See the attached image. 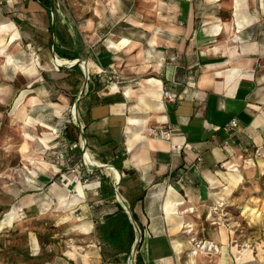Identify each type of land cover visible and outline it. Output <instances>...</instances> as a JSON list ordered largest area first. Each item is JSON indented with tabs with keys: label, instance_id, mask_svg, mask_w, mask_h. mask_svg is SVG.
I'll return each mask as SVG.
<instances>
[{
	"label": "crops",
	"instance_id": "obj_1",
	"mask_svg": "<svg viewBox=\"0 0 264 264\" xmlns=\"http://www.w3.org/2000/svg\"><path fill=\"white\" fill-rule=\"evenodd\" d=\"M92 6V18L79 22L54 1L47 9L39 0H0V18L32 31L26 32L31 46L40 40L55 55L88 59L121 76L87 83L76 102L81 130L72 129L79 130L80 150L71 159L84 174L80 156L87 150L120 169L118 184L99 166L87 183L61 175L37 193L41 213L59 218L75 210L81 221L80 252L60 250L55 264L73 258L126 264L125 251L130 255L136 247V264H264V194L242 198L219 225L206 217L221 197L225 203L231 198L228 165H237L241 184L264 171L263 13H254L250 0L221 2L217 15L211 0H98ZM65 71L84 76L77 68ZM185 86L189 96L182 102L163 100L162 88L179 93ZM232 118L237 122L228 131ZM169 126L170 140L147 134ZM67 140L77 147L78 141ZM172 144L181 146L179 154ZM241 184L231 185L233 193ZM32 200L21 201L22 207ZM187 222L198 240L218 251L192 255Z\"/></svg>",
	"mask_w": 264,
	"mask_h": 264
},
{
	"label": "rangeland",
	"instance_id": "obj_2",
	"mask_svg": "<svg viewBox=\"0 0 264 264\" xmlns=\"http://www.w3.org/2000/svg\"><path fill=\"white\" fill-rule=\"evenodd\" d=\"M97 1L54 0V5L62 7L64 12L73 17L78 15L79 22H85V19L92 18V9L96 6L92 5ZM99 1L106 3L109 0ZM230 1L211 0L215 9L211 12L219 14L220 8L217 6ZM250 2L256 4L257 10L253 12L263 13L264 16V0ZM95 12L98 13L97 10ZM16 27L20 38L8 47V51L20 71L14 65L7 64L6 58L0 57V264H55L60 250L80 252L78 245L85 237L80 236L81 229H73V225L81 221L74 217L75 210L68 215L62 213L59 218L41 213L39 209H42V205L37 204V193L40 190L48 191L49 185L61 175H69L73 181L77 179L87 183L83 181L84 174L71 164V159L80 150L79 136L75 148V144L67 140L65 132L68 125L80 126L79 115L78 120H75L71 109L86 90L85 76L79 77L65 71L71 69L70 64L56 66L52 50L43 48L40 40L35 42L34 47L31 46L26 32L32 31ZM37 35L40 34L37 32ZM25 90L27 94L21 107L12 112L14 101ZM80 158L83 164V155ZM67 160L70 163L68 166ZM54 171H58V174L55 175ZM245 179L244 184L234 191L222 208L226 213L235 209L242 198L264 194V171H253ZM250 180L255 182L254 186H251ZM75 182L73 186L77 185ZM73 186L71 188L75 190ZM73 190L71 193H74ZM24 199H33V204L23 208L21 201ZM12 206H15L18 218L10 226L2 227L1 221ZM53 234H56L55 240H52L57 247L55 250L49 248L51 239L48 236ZM32 236L38 240L39 251L33 250ZM73 261L69 264H73ZM76 263L81 264L77 260Z\"/></svg>",
	"mask_w": 264,
	"mask_h": 264
},
{
	"label": "built area",
	"instance_id": "obj_3",
	"mask_svg": "<svg viewBox=\"0 0 264 264\" xmlns=\"http://www.w3.org/2000/svg\"><path fill=\"white\" fill-rule=\"evenodd\" d=\"M55 55V54H54ZM57 56L55 55L54 58ZM82 61V60H81ZM85 61V60H84ZM82 65V64H81ZM62 66V65H58ZM69 67H72V64L70 63ZM83 72V71H82ZM87 82L90 81L91 78L96 77L97 79L101 80L103 83H109L111 81H119L121 79V76L119 73H116L111 68H104L101 65L95 63V69L90 70L86 73ZM162 98L165 102L170 103H180L184 99L188 98L189 96V89L187 86L183 87V89L177 93L176 91H172L171 89L162 88L161 90ZM237 119L232 118L231 121L226 126L228 131H233L235 125H236ZM147 134L150 136H157L166 140H170L172 138V127H151L147 129ZM171 151L173 154H179L181 151V146L179 144H172L171 145ZM260 152L259 148L255 149V153ZM83 165L85 166V172H84V182H88L89 177H91L94 174V168L89 167L88 165H85L84 156L85 151H83ZM118 184V182H117ZM225 202L222 200H219L215 205H212V207L208 210L206 217L211 221L212 224L219 225L222 219L227 215L226 212H222V208L224 207ZM189 212H194V208H188ZM198 218H201L199 214H197ZM183 231L186 234H189L190 237V243L192 244V248L190 250V253L192 255H197L198 253H201L202 251H218V248L216 245H214L212 242L204 241V240H198L197 237L194 234V224L193 222H187L184 224ZM264 240V235H263ZM135 252L130 254L126 259V264H129L130 261H132V264H136L135 261ZM49 264V263H47Z\"/></svg>",
	"mask_w": 264,
	"mask_h": 264
},
{
	"label": "bare ground",
	"instance_id": "obj_4",
	"mask_svg": "<svg viewBox=\"0 0 264 264\" xmlns=\"http://www.w3.org/2000/svg\"><path fill=\"white\" fill-rule=\"evenodd\" d=\"M219 30H220V27H217L216 31H219ZM18 37H19V32L16 29V27L14 26V24L12 22H7V21L3 20L2 18H0V57L6 58L7 64L14 65L15 69L20 71L19 66L15 65L13 57L8 52V47L10 45H12L13 43H15L16 40H18ZM75 62H76V59L70 60V59L60 58V57H56L53 59V63L56 66L70 64V63L74 64ZM80 63L82 64L81 66L83 67V69L86 73L92 69H95V63L91 60H89V61L82 60ZM26 94H27L26 90L22 91L20 93V95L16 98V100L14 101L12 112L17 111L21 107ZM71 113H72L73 118L75 120H78L76 109L72 108ZM24 148L27 149V147H24ZM84 161H85L86 165H89V167L96 168V167L102 166V163H100L96 158H94L87 150H85ZM236 166L237 165H228L227 166V169H228V173H227L228 180H227V182L229 183V186L226 187L227 197H230L233 194V190H232L231 185L238 186L239 184H241V182L243 180L242 174ZM106 169H108V171L112 175L114 181L117 183L120 180V175H119L118 171L113 166H108V167H106ZM18 190L16 191L15 196H17V194H18ZM78 190H80V188ZM220 199L224 200L225 198L221 197ZM120 201H122V199H120ZM244 207H245V209H248L247 205H245ZM17 218H18V212H17L15 206H12L11 209L6 212V214L4 215V217L1 221L2 227L5 225L10 226L14 222V220H16ZM67 220H65V221H67ZM79 228H81L80 223L73 225V229H79ZM82 230L88 231V227L85 229L82 228ZM31 243L33 246V250L35 252L38 251L39 244H38V240L35 236L31 237ZM129 264H132V261H130Z\"/></svg>",
	"mask_w": 264,
	"mask_h": 264
},
{
	"label": "trees",
	"instance_id": "obj_5",
	"mask_svg": "<svg viewBox=\"0 0 264 264\" xmlns=\"http://www.w3.org/2000/svg\"><path fill=\"white\" fill-rule=\"evenodd\" d=\"M39 1H40L41 5L43 7L47 8V9H51V6H52V3H53L54 0H39ZM72 68H74V69L77 68L80 72H82L81 69H80V67H79V65H74V66H72ZM101 84H103V82ZM89 88H90V85H89ZM74 127H75V125H68V126L65 127L66 136H68V138H69V140L71 142L72 141H77V139H78L77 138V136H78L77 129H76V132H75V130H72ZM116 168L120 171V169L118 167H116ZM131 209H132V205H131ZM103 236L106 239V227L105 226H104ZM49 238H50V235L48 236V239ZM130 238H131V242H130V244H131L133 242V232L130 234ZM135 251H136L135 252V255L137 256V254H138V247H136ZM125 252H126L125 254L127 256L130 253V251H125ZM127 256L125 257L126 259H127ZM49 264H52V263H49Z\"/></svg>",
	"mask_w": 264,
	"mask_h": 264
},
{
	"label": "water",
	"instance_id": "obj_6",
	"mask_svg": "<svg viewBox=\"0 0 264 264\" xmlns=\"http://www.w3.org/2000/svg\"><path fill=\"white\" fill-rule=\"evenodd\" d=\"M81 60L80 59H76V62L74 63V64H72V66H74V65H79V67L82 69V71H83V74H84V76H85V82H84V86H86L87 85V78H86V72L84 71V69H83V67L81 66ZM74 109H76V111H77V117H78V109H77V104L75 103L74 104ZM102 167H108V165H106V164H102ZM114 167V166H113ZM115 168V167H114ZM117 171H118V173H119V175H120V171L117 169V168H115ZM117 198L120 200L121 199V196L118 194V192H117ZM127 210L129 211V208H127ZM138 232H139V230H138ZM139 240H140V235H139Z\"/></svg>",
	"mask_w": 264,
	"mask_h": 264
}]
</instances>
